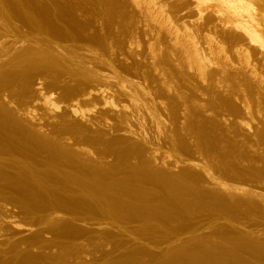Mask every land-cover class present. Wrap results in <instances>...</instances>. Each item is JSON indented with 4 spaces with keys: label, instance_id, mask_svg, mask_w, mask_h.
<instances>
[{
    "label": "bare ground",
    "instance_id": "bare-ground-1",
    "mask_svg": "<svg viewBox=\"0 0 264 264\" xmlns=\"http://www.w3.org/2000/svg\"><path fill=\"white\" fill-rule=\"evenodd\" d=\"M72 1H74V0H72ZM72 1H71V3H72ZM122 1L121 0H83V1L80 0L79 3H77V4L75 3L74 5H71V4H67V0H0V180L4 182V184H3V182L0 181L2 183L0 185V196H2L4 198L6 197L12 203H15L17 208L19 207L25 213V215L28 216V221H27V218L25 219L26 223L27 222L28 223L27 224L24 223V226H17L14 224V221H12L13 222L12 223L9 220V224L11 223V225L15 228V230L17 229V232H19L20 234L23 233L24 235L29 234L28 237H26L25 239L23 238L24 240L22 239L19 241V245L23 246L25 244L24 246H25V248H27L24 251L22 249L17 251V252H19L18 253L19 254V261L20 260H21V262L27 261L28 263L30 262L31 264L33 261H36L37 263L40 262L43 264L47 263V262L52 263V262H54V261H52V259H50V258H52V256L45 255V254L34 255V253L28 254V252H29L28 249H31V251H32V249L33 250L38 249L37 251H35L36 253H38L39 250L40 251L43 250V253H44V249H49V248L54 246L55 249L57 247L58 248L57 250H59V255H57L58 256L57 260L59 262L56 260V257H55L53 260H55L56 262H54L53 264H56V263H58V264H76L77 261L76 262L73 261L71 263L69 262L71 260L65 261L64 256L69 249L74 250V251L70 250L71 252H73V254H74V252L80 253V250L83 248V246H84V250H85L86 244L89 245L88 243H91L90 245L94 246L95 244L99 243L100 239H102V240L104 239V241L106 240L114 249V250L112 249L114 254H112L109 257L110 259H107L108 257L106 255L107 260H105V261H108V260L109 261L105 264H263L264 263L263 262L264 261V240L257 238L259 234H264V233H258V230H260V228L262 226L259 229H256L257 232L254 231L255 233H258V235L256 234V236H257L256 237V236H254L255 234L254 235L250 234L249 233L250 230H248L246 228H245V230H247L248 233L244 232L245 230L241 231V228H239L240 230H238L237 228H235V229L233 227L231 228L227 224H224V225L220 224L221 222L219 220L220 223L219 222L218 223L220 225L218 224L216 226H212V229H213V227H217V228H215L216 231L214 230L215 232L213 230H210V232L204 233V231L199 232L197 230L196 224H198V222L196 221L197 223H195L191 217V214L193 212H195V211L200 212L202 210L204 212H208V213H222L223 215H226V216H233V215L235 216V215L239 214V211H238L239 209H237L238 207L236 208V203H233V204L231 203L232 205H229V203H228V205H227V203L224 204L222 202L221 198H219V197H221V195L219 197H217L219 195V194H217V192H216L217 196L215 193H214L215 195H213V194L211 195L209 193H203V191L199 192V188L202 186L199 187V185L201 183L198 184V180H197V177L195 175L185 176L184 174H182L181 176L185 177V178L183 177L184 180H177L178 178L177 179L172 178L173 177L172 172H174V170L171 172V174L169 172V174L172 175V177L164 175L165 173H164L163 169L157 170L156 169L157 167H154L151 165L152 161H154V163H155V160L157 157L154 156L155 160H152V161L150 160L151 162L147 161L149 159L146 160V158H142V157H144V155L142 156V151L145 149H143L142 151H141L142 147L141 148L138 147L139 149H137V145L133 144V142H132L134 140L131 138L132 135H129L130 136L129 140H132V141H129L126 137H125L126 139H118L117 140V138L115 137L117 135L111 134L110 133L111 131L108 132L105 129H103V130H105V132H108L109 137H110V135H109V133H110L111 137H112V135H114V138H115L112 140V138L110 137L111 139H108L109 141H105V139L102 136L104 135V137H105L106 133L103 135L100 134L98 131L99 129L98 130L96 129L98 126L96 128L94 127L95 130H93V127H92V130L89 129V127H90L89 122L91 125V123H92L91 121H93L94 117H96L95 115L93 118H91V119H93L91 121L89 120L90 119L89 116H88V118H86V119H88L87 120L88 126L86 123H82L83 119L86 120L85 119L86 113H88V111H93V109L90 110L91 108H88L89 106H87V104H88L87 102H90V100H93V99L94 100L91 102L92 103L95 102V103L92 105V107L99 109V111L97 109H95L94 113L97 111V113L101 112L102 113V114L100 113L101 115H105V112H107L108 114H110V113L114 114V113L120 112L122 114L123 119H121L120 117L119 118L121 119V121L122 120L124 121V122H122V123H124L122 125H125L124 118L126 116L128 117V115H129V113L127 114V112L129 111L127 109L128 108L130 109V107H128V105H120L121 103L119 104V102H122L120 100L118 103L114 104L112 101H110L108 99V96L106 98V95L105 94L103 95L102 92H104V89L101 87V86L105 87L103 84L100 85V87H99L100 83H98V85L93 84L96 87H93L90 89L87 88L88 90L87 89L84 90L85 88L84 89L79 88L83 85L85 86V84H87V83L90 84V83H94L97 81L98 82L104 81V82H109V83L111 82V81H109V80H111L110 76H109L111 74V71H110L111 70V67H110L111 63L108 62V59H107L108 63L107 62L106 63L110 67L109 68L110 69L109 75H108L107 70H104V69H106L105 67H108V66H105L106 64L104 65V68H102V69L104 71H106L107 74L102 73L103 70H101V69L97 70V71H102V72H97L96 70L94 71L89 66H87L88 64H86L82 60V58H84V57H82V55L84 53V54H87V56H88V54L90 53L91 50L95 51V49L98 47V43H99L98 40H100L98 38L101 37L100 32L103 29L102 27H103V21H104L105 16H107V15L109 16V14H110V16H112V17H109L110 21H111V18H114V21L113 22L111 21L112 22L111 25L109 24L111 26V29H108V30L111 33H114V30H116V28H114V30L112 32L113 26L118 27L117 25H119L121 27V25L123 26L125 24L124 22L121 23L120 18H119L123 14V11H122L123 8H122V3H121ZM153 1L154 0H129V3H130V6L132 8H134V10L136 9L138 11V13L143 14V16L146 17V20L147 19L151 20L150 22H152V20L155 21V26L157 28V32L158 31L166 32V34L169 37L168 40L170 43V45H169V43L167 44L168 41H166V45L169 46L170 48L172 46L173 50L177 49L178 54L179 53L181 54L180 60L182 59V61H184L185 63L190 65V67L195 68V70L192 68H188L189 66H187L186 64L181 62L182 64H184V66L185 65L187 66V70L185 69L186 71H192L193 70L194 72H191V73L197 72L196 78L198 75H199L198 76V78H199V77H201V76L203 77V75H205V73L207 71V67L210 68V67L214 66L219 74L216 71H211V70L210 71L215 73V74L217 73L219 75V77L222 78V80L220 79L221 81L220 80L219 81L220 82L224 81L225 83H228L227 85L229 86V84H230L229 82H231L232 81L231 79H233L230 74H227V70H228L229 66L226 67V65H224V63H223V65L219 64L218 61H220L221 59L218 60V58H216V57L211 58V56H209V60L211 58V60H213L212 61L213 64H207L206 62L208 61V55L205 58V57H201L200 54H198L199 51L197 52V50H198L197 47L195 48L193 46L194 45L193 43H195V42L193 41V38H190V35L186 34V36H187V37L185 36L186 39H183L184 36L181 39H179L180 36L178 38L177 32H179L180 29L181 30L186 29V27H188V26L185 27L184 24L182 23L183 24V25L181 24L182 27H181V25L178 27L177 26L178 23L177 24L174 23L175 21L173 22V19L171 20V18L169 19V17H165L164 20H163V18H161V20L156 19V17H158V16L163 17L162 15L164 12V8H163L164 5L161 2H157V4L159 3L161 5V6L159 5V7L161 9H163V12H162V10L158 9L159 7L158 8L153 7L156 5V3L154 4ZM187 1L189 2L187 4V6L190 9H192L193 12L198 11L200 14L201 12L206 13L208 11H211L212 13L211 12H209V13L214 14L213 16H215L216 19L218 21H220L219 22L221 24L220 27H222L221 29L225 30L226 36L235 38V41H238L237 39H239V41H241L239 43H235V45L230 43V45L231 44L233 45V46H231V48H232L231 51L235 52L233 54H235L234 56L236 57V61L232 59L233 62L235 61L237 63H242V64L247 62L246 64L248 65L250 62L249 61L250 59H248L250 52H253V54H255V57H260V58L262 57V59L264 58V0H186L185 4L187 3ZM142 3L145 5V7H144V5L142 6V7H144V9L141 8ZM130 6H128V7H130ZM256 6H257V8H256ZM124 8H125V6H124ZM205 10H207V11H205ZM132 11H133V9H132ZM203 11H205V12H203ZM126 12H127V10H126ZM161 12H162V15H161ZM195 14H197V13H195ZM199 14L197 15L198 17H199ZM131 15H133V13ZM138 15H140V14H138ZM138 15L136 17H138ZM123 16H124V19H126V24L130 23V18H129L130 14H129V16H127V14H126V16H127L126 18H125L124 14H123ZM200 16H201V14H200ZM109 18H108V20H109ZM195 18H197V17H195ZM211 18H213V17H211ZM122 19H123V17H122ZM124 19L122 21H124ZM139 19L140 18H138V20ZM142 20H143V17H142ZM146 20L144 19L143 21L146 22ZM110 21L104 22V24L110 23ZM133 21H134V18H133ZM135 21H136V19H135ZM135 21H134V24H135ZM166 22H168V24ZM171 22H172V24H171ZM136 23L137 24H135V25L139 24L138 21H136ZM153 23L154 22H152V24ZM219 23L217 24V26L219 25ZM144 24H146V23H144ZM175 24H176V26H175ZM207 24H206V26H207ZM147 25H148V23H147ZM150 26H151V23H150ZM155 26L153 27V29L155 28ZM131 28H132L131 30L137 29V27L135 29V28H133V26ZM125 29H129V28L127 27ZM125 29H124V31H125ZM153 29L151 31H153ZM108 30H107V32H108ZM120 30H118V31H120ZM139 30L142 31V28L140 29V27H139ZM145 30H146V28H145ZM186 30H188V28ZM220 30L218 29L219 32H220ZM118 31L116 30L117 33H118ZM190 31H189V33H191ZM105 32H106V30H105ZM126 32H127V30H126ZM155 32H156V30H155ZM117 33H116V36H117ZM135 33H137V32H135ZM142 33H143V31H142ZM148 33H149V35H152V34H150L152 32L148 31ZM160 33L161 32H159V34ZM223 33H224V31H223ZM98 34H99V36H98ZM123 34H124V32H122V35ZM138 34H139V32H138ZM108 35H110V37H111L110 33ZM122 35H121V37H122ZM129 35H130V33L128 32L127 36H129ZM146 35H148V34H146ZM157 35H156V37H158ZM182 35H183V33H182ZM208 35H210V34H208ZM130 36L133 37L134 34L130 35ZM163 36H165V33L163 34ZM219 36H220V34H219ZM113 37H114V35H113ZM117 37L119 39V36H117ZM135 37H136V35H135ZM154 37H155V35H154ZM207 37H205L206 41H207ZM102 38H103V36H102ZM125 38L126 37H124V40L127 41ZM216 38H219V37H216ZM109 39H112V38H109ZM109 39H107V40H109ZM153 39L154 38H152V40ZM190 39L193 41V43H192L193 45L186 43L187 40L189 41ZM120 40H123V38L119 39V41ZM105 41H106V39H105ZM115 41L117 42V40H115ZM132 41H133V39H132ZM215 41L216 40H214L213 42H215ZM228 41H227V43H228ZM223 42H225V41L223 40ZM231 42H233V41H231ZM102 43H103V41H102ZM119 43H121V42H119ZM216 43H217V41H216ZM222 43L220 42L217 44H221L224 47L225 43L224 44H222ZM126 44H127V42H126ZM128 44H129V42H128ZM108 45H110L109 42H108ZM115 45H116V43H115ZM117 45H118V42H117ZM130 45H132V44H130ZM228 45H229V43H228ZM99 46H100V44H99ZM103 46H105L107 48L106 45L103 44ZM217 46H219V45H217ZM217 46H215L213 48L218 50L219 47H217ZM226 46H227V44H226ZM108 47L110 49V46H108ZM164 47H165V45H164ZM211 47H210V50L212 49ZM120 48H122V47H120ZM127 48H131V46L129 47V45H128ZM159 48L156 49L157 51L155 50L157 53H158V51H160ZM113 49H114L113 52L115 55L116 54L115 53L116 46L114 48V45H113ZM113 49H111V51ZM225 49L226 48H224L222 50H225ZM98 50H99V47H98ZM101 50H102V47H101ZM207 50L209 52V48ZM86 51H89V53L88 52L86 53ZM107 51H108V49H107ZM107 51L105 52V50L103 49L102 52L107 53ZM216 51H215V54L216 53L219 54V52H221V51H219V52H216ZM96 52H97V49H96ZM113 52L111 54H113ZM165 52H167V51L165 50ZM159 53H161V52H159ZM98 54L99 53H97V57H98ZM104 54L102 53V56ZM121 54H120V56H121ZM156 55H159V54H156ZM226 55L228 56V53H226ZM107 56H109V55L107 54ZM163 56H164L163 63L165 62V59L170 60L169 58L171 56L168 58H165V55H163ZM110 57H112V56H110ZM223 57H225V56H222V58ZM91 58H92V56H91ZM119 58H121V57H119ZM154 58H156V57H154ZM154 58H152V59L154 60ZM157 58H159V57H157ZM157 58H156V60H157ZM249 58H250V56H249ZM86 59H89V58H86ZM206 59H207V61L205 62ZM253 59H254V57H253ZM93 60H95V58ZM104 60H106L105 57H104ZM156 60H155V62H156ZM178 60H179V58L177 59V62H178ZM109 61H110V59H109ZM115 61H114V63H115ZM243 61H245V62H243ZM100 62H101V60H100ZM100 62L98 61V63H100ZM111 62H112V60H111ZM120 62H122V61H120ZM168 62H171V61H168ZM252 62H250V63H252ZM125 63L126 62L124 61V65L127 64V63L126 64ZM133 63H134V61H133ZM136 64H134V65L136 66ZM147 64H148V62H147ZM152 64H153V62H152ZM170 64H172V63H170ZM116 65H117V63H116ZM191 65H193V66H191ZM238 65H240V64H238ZM98 66H100V65H98ZM111 66H113V65H111ZM135 66H134V70H135V68L138 69V67H135ZM161 66H165V65H161ZM167 66H168V64L166 65V67ZM178 66H180V65H178ZM91 67H92V65H91ZM120 67H118V69ZM130 67H131V65H130ZM153 67H155V66H153ZM153 67H151V69ZM158 67L160 68L159 64H158ZM166 67L164 69H166ZM240 67H241V65H240ZM252 67L254 68V66H252ZM127 68L125 71H127ZM156 68H157V66H156ZM159 68H158V70L161 69V68L160 69ZM168 68H169V66H168ZM173 68H177V67H173ZM115 69H117V67ZM130 69L132 71V68H130ZM189 69H192V70H189ZM247 69H249V68H247ZM155 70L153 69V73H157V71H155ZM172 70H174V69H172ZM181 70H182V68H181ZM170 71L168 70L169 73H170ZM182 71H180V72H182ZM243 71H245V70H243ZM134 72L136 73V71H134ZM147 72H149V70H147ZM150 72H151V70H150ZM163 72H162V74H165V75L168 74L169 75V73L166 74ZM173 72H175V71H173ZM124 73H123V75H125ZM131 73L133 74V72H131ZM176 73H178V72H176ZM176 73H174V74H176ZM229 73H230V71H229ZM236 73L237 72H235V74ZM114 74L116 76L117 73L115 72ZM129 74H127V75H129ZM136 74H135V76H136ZM139 74H141V73H139ZM157 74H160V73L158 72ZM157 74H155V76ZM186 74H187V72H186ZM242 74L245 75L244 72ZM261 74L262 73H260V76H261ZM141 75H143V73ZM165 75H164V78H165ZM180 75H182V73L179 74V76ZM210 75H211V73H209V76L207 75V78L210 77ZM236 75L238 76V74H236ZM239 75H240V72H239ZM247 75L254 76L255 74H251V72L248 71ZM143 76L139 77V78H141L140 82L136 79L138 77H135L134 80H137L140 84H142V81L144 80V79L142 80ZM146 76H145V78L148 77V76L147 77ZM157 76H159V75H157ZM183 76H184V74H183ZM237 76H233V77L237 78ZM125 77L128 78V76H125ZM125 77L122 76L123 79ZM133 77H134V75H133ZM174 77H175V75H174ZM181 77L182 76H180V78ZM204 77H206V76H204ZM213 77H214V75H213ZM240 77H238V78H240ZM243 77L245 79V76H243ZM257 77H259V76H257ZM257 77H256V79H259ZM115 78L118 79V77L117 76L114 77L115 86L117 87L116 93L119 92V94L124 95L125 97L128 96L126 98L130 99L129 103L131 102L130 104H133V106L135 107L137 105V103H134L136 98L134 99L133 96H136L138 98V96H137V95H139V94H137L139 92L138 90L143 88V91H142V95H143L144 90H146V92H147V88L145 89L144 86L139 88L138 86L140 84L138 85V82H136L138 85L137 86V85H135V83L132 82L133 79L132 80L130 79L131 81H129V80H128L129 82L126 81L127 82L126 85L130 84L129 85L130 87L128 86V88L129 89L131 88L130 90H132V92L129 93L128 91H130V90L129 89L127 90L126 89L127 87L124 88L123 85L118 84V80H120V79L115 81ZM129 78H131V76ZM151 78H149V79H151ZM156 78L161 79L163 77H161V78L156 77ZM198 78H197V80H198ZM246 78H248V77H246ZM153 79L155 80L154 74H153ZM153 79H152V81H153ZM167 79H168V83H171L170 81L173 80V79L170 80L169 77ZM174 79L176 80L177 78L175 77ZM187 79L189 80V78H187ZM201 79L203 81V78H201ZM201 79H199V80L201 81ZM211 79H209V80H211ZM41 80H43V81L45 80V81H47V84H49L51 86L55 85V86H57V89L58 88L61 89V93L58 92L60 94V96H62V102H63V103L60 102V106L62 105L61 106L62 108L60 109L61 111L59 110L60 113L57 112L58 114L49 116L48 113L46 112L47 110L50 111L49 108H51V106H53L55 104L51 99L52 92H50L51 93L50 94V93H47L48 92L47 91L46 94L45 93L43 94V91L41 93V90H39L40 87L42 86ZM122 80H120V83ZM145 80H147V79H145ZM207 80H206V82H208ZM215 80H216V77H215ZM215 80H213V81H215ZM144 81H143V83H144ZM181 81H183V80H181ZM71 82H73V83L75 82L76 84L74 85ZM172 82H175V81L173 80ZM180 82H179V84H180ZM123 83L125 84L124 80H123ZM162 83H163V81L160 82V87H161ZM166 83H167V81L165 82V84ZM175 83H178V82H175ZM183 83H185V82H183ZM213 83L215 84V83H217V81H215ZM225 83L223 84L224 86H226ZM244 83H245V81H244ZM247 83H249V80ZM200 84H201V82H200ZM220 84L222 85V83H220ZM239 84H240V81H239ZM49 85H48V88H49ZM105 85H106L107 89L110 87H113L112 83H111L110 87H109V84H105ZM163 85H164V83H163ZM172 85L173 84L171 83V87H172ZM215 85H217V84H215ZM237 85H236V87H237ZM149 86H151V85H149ZM149 86H147V87H149ZM165 86L167 87V85H165ZM224 86H223V88L225 89L226 87H224ZM230 86H232V85L230 84ZM230 86H229V88H230ZM248 86L251 87L252 85H248ZM169 87H170V85H169ZM171 87H170V89H171ZM181 87H180V89H182ZM202 87H201V89H202ZM204 87L206 88L205 85H204ZM204 87H203V89H204ZM218 87L222 88L221 86H218ZM236 87L234 85L235 89H236ZM53 88H55V87H53ZM53 88L51 91H55V89H53ZM113 88H115V87H113ZM153 88H155V87H153ZM163 88H164V86H163ZM187 88H186V90H187ZM215 88H216V86H215ZM215 88L213 87L214 90L217 89V88L216 89ZM223 88H222V90H223ZM59 89L57 91H60ZM150 89L151 88H149V90ZM180 89H178V90L180 91ZM209 89H208V91H210ZM231 89H233V88H231ZM235 89H233V92H231L232 94H234L236 92ZM108 90H106L105 93H109ZM111 90L115 91L112 88H111ZM151 90H153V89H151ZM178 90L173 91V89H172V92H176ZM205 90H207V89H205ZM225 90H227V89H225ZM230 90H229V92H230ZM241 90L243 91L242 88L240 89V91ZM211 91H210V93H211ZM238 91H239V89H238ZM133 92L136 93L137 95H135V94L133 95ZM162 92H164V90H162ZM162 92L161 93L158 92V96H159V94H162V96L165 95V93L163 94ZM166 92L170 93V91H168V90ZM182 92H184V91L182 90ZM225 92L226 91H224V93ZM247 92H248V90H247ZM251 92L252 91L250 90V94H251ZM101 93H102V95H101ZM155 93H157V92H155ZM178 93L179 92L176 93V96ZM210 93H208V94L210 95ZM217 93L218 92H216V95H217ZM227 93H228V91H227ZM231 93H229V94H231ZM236 93L238 94V92H236ZM253 93H255V92H253ZM111 94H112V92H111ZM147 94H149V92ZM151 94H152V91H151ZM201 94L202 95H199V96L205 95V93H203V92ZM211 94H213V93H211ZM229 94H227V95H229ZM237 94H235V95H237ZM240 94L242 96V93H240ZM32 95H34V96L36 95V96L34 97ZM154 95H156V94H154ZM170 95H171V93L169 94V96ZM209 95H206V97ZM216 95H215V98H216ZM248 95H249V93H248ZM55 96H58V95H55ZM101 96L105 97L106 99L105 98L103 99ZM149 96H150V98L152 97L151 95H149ZM184 96H186V95H184ZM223 96H224V94H223ZM112 97L113 96H111V98ZM145 97L147 98V96H145ZM159 97L161 98V96H159ZM210 97H211V95H210ZM218 97H220V96H218ZM226 97H228V96H226ZM234 97H236V96H234ZM257 97L256 98L254 97V99H257ZM262 97L260 95V98H262ZM155 98L159 99L156 96H155ZM212 98H214L213 95H212ZM212 98H211V100H212ZM244 98H245V96H244ZM244 98H243V101L245 100ZM152 99L154 100V98H152ZM163 99H165V97ZM235 99H237V97ZM123 100H125V99H123ZM128 100H127V103H125V104H129ZM139 100H140V97H139ZM166 100H168V98H166ZM175 100L174 101L177 102V97H175ZM230 100H231V98H230ZM181 101H182V99H181ZM183 101H185V100H183ZM190 101H188V102H190ZM247 101H250V100H247ZM124 102H126V100ZM151 102H154V101L151 100L150 103L149 102L148 103L151 104ZM156 102H158V100ZM197 102L198 101H196V103ZM201 102H203V100H201L200 103ZM238 102L241 103L242 101L240 100ZM193 103H194V101L192 102V104ZM215 103H216V101H215ZM225 103H226V100H225L224 104ZM255 103H256V105H259L258 100H256ZM85 104H86L87 108L85 107ZM153 104H155V103H152L151 105H153ZM162 104H164V103L162 102ZM172 104L173 103H171V105ZM182 104L186 105V103H182ZM192 104H190V105H192ZM144 105H143V107H145ZM180 105H179V108H181ZM206 105H204V106L206 107ZM216 105H217V103H216ZM230 105H232V104L230 103ZM238 105H239V103H238ZM246 105L243 106L241 104L242 110L245 111L246 113H248L249 111L247 112L246 108H249V107H247ZM260 105H261V102H260ZM13 106H15V108L17 107V109H13L12 108ZM34 106L40 107L39 108V109H41L40 111L43 110L44 113L41 112L42 114L40 113L39 116H36L35 115L36 113H34V109H33V108H35ZM133 106H132V108H133ZM138 106L142 108V105L138 104ZM235 106L233 108H235ZM146 107H148V106H146ZM154 107H155V105H154ZM161 107H162V105H161ZM164 107H166V106H164ZM177 107H176V111L178 112V111H180V109ZM194 107L197 108L199 106L196 105ZM201 107H203V106H201ZM213 107H210V108H212L211 111L213 110ZM230 107L231 106H229V110H230ZM254 107H255V105H254ZM258 107L260 108V106H258ZM156 108H158L157 105H156ZM173 108H175V107L173 106ZM190 108H192V107H189V109ZM233 108L231 107V109L234 111ZM239 108H240V106H239ZM163 109H165V108H163ZM166 109L168 110V108H166ZM169 109H170L172 118L177 116L176 111L174 109H172V107H170ZM177 109H179V110H177ZM183 109L185 110V108H183ZM183 109H181V111ZM189 109H187V110H189ZM215 109L216 108H214V110ZM217 109H220V107L218 106ZM133 110H134V108H133ZM149 110L154 111L152 108H150ZM187 110H185V111H187ZM201 110H200V112H201ZM248 110H250V109H248ZM262 110L264 111V109H262ZM262 110H260V111H262ZM35 111H37V110H35ZM103 111H105L104 114H103ZM136 112H137V115H136V118H137V116L139 115L138 113H140V112L135 111V113ZM142 112L139 116L140 118L142 116ZM145 112L146 111H144V114H145ZM160 112H162V110ZM197 112H199V111H197ZM258 112H257V114H258ZM154 113L155 112H153V114ZM166 113L168 114V111ZM185 113L187 114V112H185ZM189 113L190 112H188V114ZM191 113H193V112H191ZM261 113H264V112H261ZM89 114H91V112ZM100 114L98 113V115H100ZM132 114L133 113H131L130 115L132 116ZM144 114H143V116L148 115V113H147V115H144ZM158 114L159 113H157V115H155V116L159 117ZM117 115H119V114H117ZM152 115H150V117L149 116H147V117L151 118ZM162 115L163 114L161 113L160 116H162ZM168 115H170V114H168ZM182 115H183V113H182ZM184 115H183V119H185ZM237 115H235V116H237ZM244 115H246V114H244ZM259 115L260 114H258V116ZM261 115H260V117H261ZM92 116L90 115V117H92ZM105 116H107V115H105ZM105 116H104V118H105ZM115 116H116V114L114 115V117ZM163 116H166V115L164 114ZM221 116L223 117L222 113H221ZM224 116H226V115H224ZM263 116H262V118H264ZM44 117H46V118H44ZM109 117H110V115H109ZM109 117H108V119H109ZM127 117H126V119L129 121L128 118L130 116L128 118ZM188 117H190V115H188ZM192 117H190V118H192ZM260 117H259V119H260ZM104 118L100 117L99 119H104ZM115 118L118 119V116H116ZM132 118L133 117H131V119ZM146 118L144 117V119H146ZM240 118H241V116H240ZM244 118H246V117L244 116ZM256 118H258V117L256 116ZM43 119L45 120V123L42 122ZM99 119H98V121H100ZM108 119H106V120H108ZM167 119L169 120V118H167ZM181 119H182V117H181ZM95 120H96V118H95ZM135 120L134 121L132 120V121L135 122ZM138 120L139 119L137 118V121H136L137 123H135L136 126H139V125H137L138 123L142 124L141 121L143 119L140 120V122H138ZM186 120H187V118H186ZM224 120L226 121L227 119L224 118ZM108 121H105V119H104V122L107 123ZM121 121L119 122L120 126H122L120 124ZM164 121H167V120H164ZM177 121H178V118H177ZM245 121L246 120L244 119V122ZM154 122H157V121H154ZM173 122H175V120ZM182 122H183V120H182ZM184 122H185V120H184ZM197 122H198V120H197ZM234 122H235V124L240 125V126H244V124H245L243 122V120H241V119H239V120L235 119ZM262 122H264L263 119H262ZM93 123H92V125H93ZM111 123L109 122L108 124L111 125ZM114 123L116 124L117 121L116 122L114 121ZM164 123H166V122H164ZM167 123H168V121H167ZM99 124H100V122H99ZM129 124H130V122H129ZM131 124H133V123H131ZM150 124L151 123H149V125ZM256 124L254 123V125H256ZM117 125H118V123L116 124V126ZM119 125L117 127L118 129H114V132H117L119 130L118 131V133H119L121 131V127L119 129ZM153 125L155 126L156 124H152L151 126L153 127ZM157 125H158V123H157ZM159 125H163V124L159 123ZM159 125H158V127L160 128ZM237 125H236V127H237ZM259 125H261V124H259ZM100 126H101V124H100ZM140 126L138 128L143 129V127H140ZM169 126H170V124H169ZM175 126H177L176 123H175ZM197 126H199V125H197ZM246 126H247V124H246ZM148 127L149 126H147V128ZM156 127L157 126H155V128ZM248 127L250 128V126H248ZM102 128H103V126H102ZM102 128H100V130ZM110 128H111V126H110ZM131 128L133 129V127H131ZM145 128H146V126H145ZM159 128H158V130H159ZM238 128H239V126H238ZM247 128H245V129H247ZM249 128H248V130H249ZM259 128H261V126ZM263 128H264V126H263ZM132 129L130 130V127H129L128 131H129V134H130V132H132L134 135V132L136 130L133 131L135 128L133 130ZM241 129H242V127H241ZM109 130H111V129H109ZM125 130L122 131L123 134H125ZM187 130H189V129H187ZM193 130L196 131L197 129H193ZM198 130L200 131V129H198ZM155 131H157V130H155ZM160 131H162V130H160ZM165 131H166V129H165ZM173 131H176V130H173ZM242 131H244V130H242ZM140 132L143 133L144 131L141 130ZM248 132L249 131H246V134ZM136 133H138V131ZM157 133H159V131ZM169 133H170V131H169ZM169 133H168V135H169ZM259 133L261 134L260 131H259ZM162 134H163V132H162ZM256 134H257V132H256ZM139 135H142V134H139ZM143 135H144V133H143ZM134 136L136 137V135H134ZM134 136H132V137L134 138ZM176 136L174 137L175 139H177ZM199 136H200V134H199ZM118 137H120V134H118ZM138 137L141 138V136H138ZM154 137H155V135H154ZM181 137H183V135H181ZM254 137H256V135H254ZM169 138L171 139V136ZM241 138H242V136H241ZM103 139H104V141H102ZM145 139H146V136H145ZM145 139L143 138V141ZM199 139H200V137H199ZM203 139H204V137H203ZM139 140H141V139H139ZM166 140H168V139H166ZM262 140H263V138H262ZM169 141H171V140H169ZM199 141H202V140L200 139ZM144 142H142V144ZM149 142H147V143H149ZM174 142L175 141L173 140V143ZM222 142H223V140H222ZM218 143H221V141H219ZM178 144H179V142H178ZM180 144H181V142H180ZM83 145L89 146V147L91 146L92 150H94L95 149L94 147H96L98 149V153L99 152L100 153L105 152V154H103L105 156H103V157L107 156L106 151L114 152L115 155L112 154V156H115V160H114V158H111V160L112 159L114 160V163L110 164L109 162L107 163V162H104L101 160L98 161L97 163H94L95 161L90 162V160H92L93 157L89 161L83 160L85 158L84 156H87L86 152H85V148ZM148 145H149V147H151V144H148ZM202 145L204 146V143ZM212 145L216 146V144H212ZM218 146H220V144L219 145L217 144V147ZM222 146L225 147L226 145L225 146L222 145ZM222 146H220V147H222ZM89 147H86V148H89ZM143 147H145V144ZM182 147H183V145H181V148ZM217 147H215V148H217ZM199 148H202V147H199ZM146 149L149 150L148 148H146ZM158 149L156 150V148H155L156 151H158ZM177 149H179V148H177ZM212 149H209V151L207 150L208 153H207L206 157H207V161H209V162L204 163L203 162L204 160H203L202 161L203 164H202V163H200L201 161H199V160L198 161H191V159H192L191 158L190 161L186 160L188 162L184 163V164H187V165H185V166H187L186 168L187 169L194 168V171H195V169L198 170L200 172V175L204 176L208 180V182H209L208 186L209 187H212V186L217 187L218 189L217 188H215V189H217L218 191L219 190L223 191L225 193V196H226V194H228L230 197H232V196L240 194V197H241V195H247L250 197L252 195V193H250L249 189L245 188L244 185L233 182L234 179L232 177H231L232 182L230 184H226V182L222 181L221 178L222 177L227 178V176L223 175L222 177H220V175L217 172V174L219 175L218 177H220V178H215L217 176L212 177V176H209L207 174L209 171H211V170L207 169L209 167H212V168L217 167L219 169H222L225 174H228V175L230 174L228 172V167H226L223 164L217 165L218 163L215 162L214 157H213L214 154L216 153V151H215V153L214 152L212 153V151H214ZM178 151H180V150H178ZM218 151H220V150H218ZM184 152L187 153L186 150ZM145 153H147L146 150L143 152V154H145ZM224 153H225V151H224ZM224 153H222V154H224ZM226 153H228V152L226 151ZM230 153L231 152L229 151L228 154H230ZM130 154L134 155V157H135V155H137L136 156L137 161L135 160V162H133L132 161L133 156ZM150 154L151 153H149V155ZM228 154H227V156H229ZM233 154H231V155H233ZM79 155H82V157H84V158H81V156H79ZM99 155H102V154H99ZM128 155L130 157H132V160H131V158H130V160L128 159V157H129ZM149 155H147V156H149ZM240 155H242V154H240ZM110 156H111V154H110ZM218 156H221L220 153ZM103 157H101V159ZM151 157H153V156H151ZM188 157H189V155H188ZM252 157H253V155H252ZM88 158H90V157H88ZM147 158H150V156ZM221 158H222V156H221ZM224 158H226V157H224ZM224 158H223V160H224ZM239 159L240 158H238V160ZM243 159H241L242 162H243ZM238 160H235V161L239 162L240 160L239 161ZM246 160H247V158H246ZM105 161H108V160L106 159ZM225 161H226V159H225ZM205 162H206V159H205ZM154 163L152 162V164H154ZM180 163L181 162H179V164ZM175 164L177 165L178 163H175ZM234 164L232 163L231 166ZM235 166L237 169H239L238 164H235L234 166H232V168ZM159 168H161V167H159ZM182 170L184 171V169H182ZM182 170H181V172H183ZM159 171L160 172L163 171V174L158 173ZM168 171L169 170H167V172ZM231 171H233V169ZM262 171H264V170H262ZM237 172H239V171H237ZM242 172H240V173H242ZM175 173H177V172H175ZM252 173H253V171H252ZM236 174H238V173H235V175ZM235 175L233 177H235ZM262 175H264V174H262ZM178 176H179V174H178ZM245 177H243V179ZM257 180H258V178H257ZM204 183H205V181H204ZM204 183H202V185L206 184V183L205 184ZM232 183H235V184H232ZM215 189H214V191H215ZM250 189H252V188H250ZM205 190H206V188H205ZM252 192H254V191H252ZM247 196H244V198ZM224 198L225 197H223V199ZM228 198H226V200ZM261 199H262V195H261ZM236 200H238V199H236ZM229 201H231V200H229ZM249 201H245V203L243 202L242 203L243 206H246V203ZM251 201L253 202L252 198H251ZM238 203H240V202H238ZM259 207H258V209H259ZM261 207H263V206L261 205ZM255 209H256V206H255ZM258 209H257V211H258ZM244 210H246V209H244ZM253 211H255V210L253 209L252 212ZM246 212H248V211L246 210ZM252 212H249V213H251V215H254V214H252ZM262 212H264V209ZM19 213H22V212H19ZM261 214H263V213H261ZM193 215L195 216L196 214H193ZM240 215H241V213H240ZM218 216H220V215H218ZM249 216H250V214H249ZM249 216H246V218H248ZM259 216L260 215H258L257 217H259ZM261 216H264V215H261ZM195 217H197V216H195ZM251 217L256 219L255 216L254 217L251 216ZM224 218L225 217H223L222 220H224ZM194 219H197V218H194ZM209 219H211V218L209 217ZM238 219H239V216L237 218V221H238ZM22 220H24V219H22ZM229 220H230V218H229ZM249 220H252V219H249ZM213 221L215 222L214 219H213ZM76 222H78L79 224L83 223L84 225L83 224L79 225ZM242 222H244V221H242ZM202 223H204V222H202ZM238 225H236V226H238ZM8 226H10V225H8ZM247 226H248V224H247ZM250 227H252V226H250ZM250 227H248V228H250ZM263 227H264V225H263ZM263 227L261 229H263ZM0 231H1V229H0ZM251 231L253 233V229ZM261 231H259V232H261ZM182 234H186L185 235L186 237L179 238V237H181L180 235H182ZM46 235L47 236L49 235V237H47ZM127 238H130V240ZM261 238H262V236H261ZM2 241H0V242H2ZM21 241H23V242H21ZM100 242H101V240H100ZM104 243H106V242H104ZM3 244L0 243V245H2V246H3ZM162 244L164 246H167V247L166 248L164 247L161 250L157 249L158 251L153 250V249L160 247V245H162ZM12 245H13V243H12ZM49 245H53V246H49ZM99 245H101V244H99ZM21 246L19 248H21ZM92 246H91V248H92ZM106 246H107V244H106ZM12 247L15 248V247H17V245L12 246ZM95 247H96V245H95ZM96 248H98V247H96ZM99 248H101V246ZM0 249H1V246H0ZM12 249H11V251H12ZM52 249H54V248H52ZM92 249H90V250H92ZM3 250H5V249H3ZM16 250L17 249L15 248V251ZM87 250H88V248H87ZM107 250H108V248H107ZM11 251H9V252H11ZM17 252H16V254H17ZM50 252H52V251H50ZM101 252H103V251H101ZM69 254H71V253H69ZM75 255H73V256L75 257ZM77 255H79V254H77ZM82 255L85 256V252H84V254H80V257ZM100 255H103V254H100ZM109 255H110V252H109ZM39 256H41V257H39ZM66 257H67V254H66ZM68 257H69V255H68ZM71 257H72V255H71ZM78 257L75 259H78ZM8 258H6V259H8ZM92 258H94V257H92ZM4 259L0 258V264H1V260L3 262L5 261ZM67 259L68 258H66V260ZM70 259H72V258H70ZM102 259H104V258H102ZM102 259H100V260H102ZM82 260L89 261V260H87V258L86 259L84 258ZM97 260H98V258H97ZM80 262H81V259L78 263H80ZM90 262L92 263L91 260H90ZM95 262H97V261H95ZM12 263H10V264H12ZM7 264H9V263H7ZM13 264H17V262L13 263ZM19 264H21V263H19ZM25 264H27V263L25 262ZM80 264H82V263H80ZM100 264H102V263H100Z\"/></svg>",
    "mask_w": 264,
    "mask_h": 264
},
{
    "label": "rangeland",
    "instance_id": "rangeland-1",
    "mask_svg": "<svg viewBox=\"0 0 264 264\" xmlns=\"http://www.w3.org/2000/svg\"><path fill=\"white\" fill-rule=\"evenodd\" d=\"M72 1V0H71ZM71 1L70 0H67V4H71V5H74L75 3L77 4V3H79V1L80 0H74V1H72V3H71ZM83 1V0H82ZM122 1V0H121ZM154 2V4L156 3V5L155 6H153V7H155V8H158L159 7V3L157 4V2H161L163 5V8H164V12H163V9H161L160 7L158 8V9H160V10H162V12H163V15H162V12H161V15L163 16V17H156V19H160L161 20V18H163V20H164V18L165 17H169V19L171 18V20L173 19V22L174 23H178L177 24V26L179 27L182 23L184 24V26L186 27V26H188V27H186V29L188 28V30L191 32V33H189V31L188 30H186V29H180L179 30V32H177L178 33V38H179V36H180V38L179 39H181L183 36V39H186V34L187 35H190V38H193V41L195 42V43H193V41L190 39L189 41L187 40V42L186 43H189V44H191V45H193L195 48L197 47V52H198V54H200V56L201 57H207V55H208V61H207V59L205 60V62L207 63V64H213V60H211V58H213V57H216V58H218V60H220V61H218L219 62V64H222L223 65V63H224V65H226V67H228V70H227V74H230L231 75V77L233 78V79H231L232 81V83L231 82H229L232 86H230V84H229V86H230V88H229V86L227 85L228 83H225L224 81H222V82H220L221 80H222V78H220L219 77V73H218V71L215 69V67L214 66H212V67H207V71H206V73H205V75H203V77L201 76V77H199L198 78V76H197V78H198V80H197V78H196V73L197 72H195V73H191V72H194L192 69H194L195 70V68H192V67H190V65H188L187 63H185L184 61H182V59L180 60V53L178 54V50L177 49H174L173 50V47L171 46V48L169 47V46H167L166 45V41H168L167 42V44L169 43V37H168V35L166 34V32H164V31H158L157 32V28H156V26H155V21H153L152 20V22H154L153 24H152V22H150L151 20H146V17L145 16H143V14H141V13H138V11L135 9L134 10V8H132L131 6H130V3H129V0L127 1V0H123L121 3H122V8H123V14L125 15V18L127 17V16H129V14H130V16H129V18H130V23H128V24H126V19H124V16H123V14L119 17L120 18V22L122 23V22H124L125 24L122 26L121 25V27L119 26V25H117L118 27H116V26H113V28H112V32H113V30H114V28H116V30L118 31V30H120V31H118V33L116 32V30H114V33H111V32H109V30L108 29H111V23L114 21V18H111V21H110V18L109 17H112V16H110V14H109V16L107 15V16H105L104 17V21H103V29L101 30V32H100V34H101V37H99L98 39H100V40H98V47H99V50H98V47L96 48L97 49V52H96V49H95V51L94 50H91L90 51V53H89V51H86V53L88 52L89 54H88V56H87V54H84L83 53V55H82V57H84V58H82V60L86 63V64H88L87 66H89L92 70H103L102 68H104V65L105 66H108L107 65V63L109 62V63H111V65H113V66H111L110 64V67H111V70L109 69L110 67L108 66V67H105L106 69H104V70H107V72H108V75L110 74V71H111V74L109 75L110 76V79L111 80H109V81H111L110 83L109 82H104V81H97V82H94V83H90V84H85V86L83 85V86H81V87H79L80 89H84V90H86L87 88H93V87H96L95 85H93V84H97L98 85V83H100L99 84V87H100V85H104L105 87H103V86H101L103 89H104V92H102L103 93V95L105 94L106 95V98H107V96H108V99L110 100V101H112L114 104H116V103H118L119 102V100L120 101H122V102H119V104L120 105H128V107H130V109L128 108L127 110H129L131 113H133L132 114V116L130 115L131 113L128 111L127 112V114L129 113V115H128V119H129V121L126 119V117L124 118V120H125V125H122V124H124V123H122V122H124L123 120L121 121V119H123L122 118V114L119 112V113H110V114H108L107 112H105V111H103V114H104V112H105V115H107L108 117H109V115H110V117H109V119H108V117L107 116H105V115H101L102 113L101 112H98L100 115H98V113H97V111L94 113V111H95V109H97V108H93L92 107V105L95 103V102H91V101H93V100H90V102H87L86 104H87V106H89L88 108H91L90 110H92L93 109V111H88V113H86V115H85V119L86 118H88V116H89V120L91 121V120H93V119H91V118H93L94 117V115L96 116V117H94V120L93 121H91L92 123H93V125H92V123H91V125H90V122H89V129L90 130H92V127H93V130H95L94 129V127L96 128L97 126L99 127H97L96 129L99 131V133L100 134H105V137H104V135L102 136L104 139H105V141H109L108 139H111L112 138V140L113 139H115L114 138V135H117V136H115L116 138H117V140L118 139H128L129 140V135H132V136H134V135H136V137L134 136V138L131 136V138L132 139H134L133 141L132 140H129V141H132L133 142V144H136L137 145V149H139L138 147H142L141 148V151L143 150V149H145L146 151H147V153H145V154H143V152L145 151V150H143L142 151V156L144 155V157H142V158H146V160L147 159H149V160H147V161H149V162H151L152 160H155V157H157L156 158V160H155V163H154V161H152L154 164H152V162H151V165L152 166H154V167H157L156 169L157 170H162L163 169V171H164V175H167V176H169V177H172V175H170L171 174V172L174 170V172H172V174H173V177L172 178H174V179H177V180H184V176H181L182 174H184L185 176H189V175H195L196 177H197V180H198V184H200L199 185V187L200 186H202V187H198L199 188V192H202L203 191V193H209V194H213V195H215L216 194V192H217V194H219L218 196H217V194H216V196L217 197H219L220 195H221V197H219V198H221V200H222V202L224 203V204H226L227 203V205H228V203H229V205H232L233 203H236V208L237 209H239L238 211H239V214H237L238 216H239V219H238V221H237V218H238V216L237 215H233V216H226V215H223L222 213H208V212H204L203 210L202 211H200V212H193L192 214H191V217H192V219L194 220V222L195 223H197L198 222V224H196V226H197V230L199 231V232H203L204 231V233H206V232H210V230H215L216 231V229L215 228H217V227H213V229H212V226H216V225H218L220 222V224H227V225H229L231 228L233 227L234 229L235 228H237L238 230H240L239 228H241V231H244L245 230V228L246 229H248V230H250L249 231V233L250 234H252V235H254V236H256V234L258 235V233H264V227H263V225H264V216H261V215H264V212H262L263 211V209H264V175H262V174H264V171H262V170H264V128H263V126H264V122H262V119L264 120V118H262V116L264 115V113H261V112H264L262 109H264V58L262 59V57L260 58V57H255V54H253V52H250L249 53V56H250V58H249V56H248V59H250L249 61L250 62H252V63H250L249 62V64L247 65L246 63H237V62H235L236 61V57L234 56L235 54H233V53H235V52H232L231 50H232V48H231V46H233V45H235V43H239V42H241V41H239V39H237L238 41H235V38H233V37H228V36H226V33H225V30L224 29H221L222 27H220V21H218L217 19H216V17L215 16H213L214 14H211L212 12L211 11H208V12H206V13H200L201 14V16H200V14H199V12L197 11H195V12H193V10L192 9H190L188 6H187V4L189 3L188 1H187V3L185 4V2H186V0H154L153 1ZM144 4L142 3L141 4V8H143L144 9V7H145V5H144V7H142ZM124 6H125V8H124ZM128 6H130V7H128ZM161 6V5H160ZM187 6V7H186ZM127 8V9H126ZM154 8V9H155ZM189 8V9H188ZM256 8H257V6H256ZM127 10V12H126V10ZM132 9H133V11H132ZM135 11V12H134ZM205 11H207V10H205ZM205 11H203V12H205ZM209 12H211V13H209ZM133 13V15H131ZM195 13H197V14H195ZM126 14H127V16H126ZM138 14H140V15H138ZM159 14V13H158ZM165 14V15H164ZM199 14V17L197 16ZM138 15V17H136ZM122 17H123V19H124V21H122L123 19H122ZM142 17H143V20L145 19L146 20V22L145 21H143L142 20ZM195 17H197V18H195ZM211 17H213V18H211ZM108 18H109V20H108ZM133 18H134V21H135V19H136V21H138V25H135V24H137L136 23V21H135V24H134V21H133ZM138 18H140L139 20H138ZM107 19V20H106ZM122 19V20H121ZM201 19V20H200ZM204 19V20H203ZM212 19V20H211ZM199 20V21H198ZM210 20V21H209ZM217 20V21H216ZM108 21H110V23H105L104 24V22H108ZM197 21V22H196ZM212 21V22H211ZM169 22V21H168ZM168 22H166L167 24H168ZM144 23H146V24H144ZM147 23H148V25H147ZM150 23H151V26H150ZM173 23V24H174ZM201 23V24H200ZM205 23V24H204ZM208 23V24H207ZM215 23V24H214ZM219 23V25L217 26V24ZM110 24V25H109ZM141 24V25H140ZM171 24H172V22H171ZM176 24H175V26H176ZM182 24V25H183ZM206 24H207V26H206ZM130 25V26H129ZM155 26V28L153 29V27ZM182 25H181V27H182ZM203 25V26H202ZM133 26V28H135L136 29V27H137V29L136 30H131L132 27ZM153 26V27H152ZM205 26V27H204ZM216 26V27H215ZM129 28V29H125V28ZM139 27H140V29L142 28V31H143V33H142V31H140L139 30ZM144 27V28H143ZM151 29H150V28ZM208 27V28H207ZM105 28V29H104ZM145 28H146V30H145ZM207 30H206V29ZM214 30H213V29ZM124 29H125V31H124ZM153 29V31H151ZM218 29L220 30V32L218 31ZM105 30H106V32H105ZM107 30H108V32L111 34V37H110V35H108L109 33L107 32ZM126 30H127V32H126ZM129 30V31H128ZM149 32H152V33H150V34H152V35H149V33H148V31ZM155 30H156V32H155ZM217 30V31H216ZM224 31V33H223V31ZM104 31V32H103ZM132 31V32H131ZM137 32V33H135V32ZM186 31V32H185ZM211 31V32H210ZM120 32V33H119ZM122 32H124V34L122 35ZM128 32L130 33V35H133L134 34V36L132 37V36H127L128 35ZM138 32H139V34H138ZM159 32H161L160 34H159ZM210 32V33H209ZM219 32V33H218ZM105 33V34H104ZM116 33H117V36H119V39H121V38H123V40H120L119 41V39H118V37L116 36ZM145 33V34H144ZM165 33V36H163V34ZM181 33V34H180ZM182 33H183V35H182ZM223 35H222V34ZM138 34V35H137ZM142 34V35H141ZM146 34H148V35H146ZM158 34V35H157ZM185 34V35H184ZM208 34H210V35H208ZM212 34V35H211ZM219 34H220V36H219ZM105 35V36H104ZM109 37H108V36ZM113 35H114V37H113ZM121 35H122V37H121ZM126 35V36H125ZM135 35H136V37H135ZM154 35H155V37H154ZM156 35L158 36V37H156ZM167 35V36H166ZM195 35V36H194ZM202 35V36H201ZM208 37H207V36ZM98 36H99V34H98ZM102 36H103V38H102ZM186 36V37H185ZM116 37V38H115ZM124 37H126L125 39L127 40V41H125L124 40ZM204 37V38H203ZM205 37H207V41H206V39H205ZM216 37H219V38H216ZM109 38H112V39H109ZM152 38H154L153 40H152ZM195 38V39H194ZM202 38V39H201ZM213 38V39H212ZM225 38V39H224ZM228 38V39H227ZM102 39V40H101ZM105 39H106V41H105ZM107 39H109V40H107ZM132 39H133V41H132ZM135 39V40H134ZM157 39V40H156ZM164 41H163V40ZM204 39V40H203ZM231 39V40H230ZM115 40H117V42H118V45H117V42L115 41ZM150 40V41H149ZM156 40V41H155ZM214 40H216L217 41V43H222L223 42V40L225 41V42H223L222 44H224L225 43V45H224V47L221 45V44H217L216 43V41L215 42H213ZM222 40V41H221ZM230 42H229V41ZM102 41H103V43H102ZM113 41V42H112ZM123 41V42H122ZM192 41V42H191ZM204 41V42H203ZM227 41H228V43H229V45H228V43H227ZM231 41H233V42H231ZM108 42H109V44L110 45H108ZM119 42H121V43H119ZM126 42H127V44H128V42H129V47L131 46V48H127L128 47V45L126 44ZM132 42V43H131ZM206 42V43H205ZM208 42V43H207ZM210 42V43H209ZM114 43V44H113ZM115 43H116V45H115ZM123 43V44H122ZM125 43V44H124ZM193 43V44H192ZM204 43V44H203ZM230 43H232L231 45H230ZM99 44H100V46H99ZM103 44L104 45H106L107 46V48L105 47V46H103ZM122 44V45H121ZM130 44H132V45H130ZM159 44V45H158ZM208 44V45H207ZM212 44V45H211ZM214 44V45H213ZM226 44H227V46H226ZM241 44V43H240ZM113 45H114V48H115V46H116V49H115V55H114V49H113ZM158 45V46H157ZM164 45H165V47H164ZM169 45H170V43H169ZM210 45V46H209ZM217 45H219V46H217ZM108 46H110V49H109V47ZM126 46V47H125ZM161 46V47H160ZM212 46V47H211ZM215 46H217V47H219L218 48V50L217 49H214L213 47H215ZM101 47H102V50H101ZM104 47V48H103ZM112 47V48H111ZM120 47H122V48H120ZM125 47V48H124ZM157 47V48H156ZM160 47V48H159ZM210 47L212 48L211 50H210ZM133 48V49H132ZM160 49V51H158V53L156 52L157 50L156 49ZM162 48V49H161ZM209 48V52H208V49ZM224 48H226L225 50H222V49H224ZM103 49L105 50V52L107 51V49H108V51H107V53H105V52H102L103 51ZM111 49H113L112 51H111ZM120 49V50H119ZM122 49V50H121ZM125 49V50H124ZM127 49V50H126ZM129 49V50H128ZM131 49V50H130ZM220 49V50H219ZM156 50V51H155ZM163 50V51H162ZM165 50L167 51V52H165ZM171 50V51H170ZM217 50V51H216ZM230 50V51H229ZM100 51V52H99ZM111 51V52H110ZM174 51V52H173ZM177 51V52H176ZM207 51V52H206ZM215 51L216 52H219V51H221V52H219V54L218 53H216L215 54ZM110 52V53H109ZM113 52V54H111ZM120 52V53H119ZM127 52V53H126ZM159 52H161V53H159ZM173 52V53H172ZM211 52V53H210ZM93 53V54H92ZM97 53H99L98 54V57H97ZM102 53L104 54L103 56L105 57V59L106 60H104V57L102 56ZM122 53V54H121ZM152 53V54H151ZM164 53V54H163ZM167 53V54H166ZM171 53V54H170ZM205 53V54H204ZM210 53V54H209ZM226 53H228V56L226 55ZM107 54L109 55V56H107ZM120 54H121V56H120ZM136 54V55H135ZM138 54V55H137ZM156 54H159V55H155ZM213 54V55H212ZM225 54V55H224ZM232 54V55H231ZM85 55V56H84ZM94 55V56H93ZM101 55V56H100ZM118 57H117V56ZM130 57H129V56ZM163 55H165V58H168V57H170L169 59L170 60H166L165 59V62L163 63V61H164V56ZM178 55V56H177ZM91 56H92V58L94 59L95 58V60H93L92 58H91ZM96 56V57H95ZM110 56H112V57H110ZM154 58V57H159V58H157V60H156V58H154V60L151 58ZM162 56V57H161ZM209 56H211V58H210V60H209ZM221 56V57H220ZM222 56H225V57H223L222 58ZM110 57V58H109ZM119 57H121L126 63V65H124V61L121 59V58H119ZM253 57H254V59H253ZM86 58H89V59H86ZM103 58V59H102ZM113 58V59H112ZM125 58V59H124ZM142 58V59H141ZM148 60H147V59ZM152 60H151V59ZM179 58V60H178V62H177V59ZM227 58V59H226ZM235 58V59H234ZM259 58V59H258ZM107 59H108V62H107ZM109 59H110V61H109ZM141 59V60H140ZM146 59V60H145ZM159 59V60H158ZM235 60L234 62H233V60ZM100 60H101V62H100ZM111 60H112V62H111ZM115 61V63H114V61ZM118 60V61H117ZM145 62H144V61ZM155 60H156V62H155ZM173 60V61H172ZM226 60V61H225ZM98 61L100 62V63H98ZM120 61H122V62H120ZM133 61H134V63H133ZM141 61V62H140ZM143 61V62H142ZM148 62V64H147V62ZM161 61V62H160ZM168 61H171V62H168ZM176 61V62H175ZM180 61V62H179ZM231 61V62H230ZM107 62V63H106ZM120 62V63H119ZM152 62H153V64H152ZM174 62V63H173ZM184 63V64H186L187 66H189L188 68H192V69H189V70H192V71H186L187 70V66L185 67L184 66V64H182V63ZM211 62V63H210ZM222 62V63H221ZM227 62V63H226ZM243 62H245V61H243ZM103 63V64H102ZM114 63V64H113ZM116 63H117V65H116ZM122 63V64H121ZM137 63V64H136ZM145 63V64H144ZM157 63V64H156ZM161 63V64H160ZM168 64V66H169V68H168V66L166 67V65ZM170 63H172V64H170ZM226 63V64H225ZM237 63V64H236ZM134 64H136V66L134 65ZM152 64V65H151ZM158 64H159V66H160V68L158 67ZM176 64V65H175ZM238 64H240L241 65V67H240V65H238ZM245 64V65H244ZM91 65H92V67H91ZM98 65H100V66H98ZM121 67H120V66ZM130 65H131V67H130ZM135 67H138V69L137 68H135V70H134V66ZM145 65V66H144ZM148 65V66H147ZM161 65H165V66H161ZM178 65H180V66H178ZM129 68H127V67ZM153 67V66H155V67H153L152 69H151V67ZM156 66H157V68H156ZM171 66V67H170ZM182 66V67H181ZM191 66H193V65H191ZM234 66V67H233ZM249 66V67H248ZM252 66H254V68L252 67ZM94 67V68H93ZM117 67V69H115ZM118 67H120L119 69H118ZM146 67V68H145ZM166 67V69H164ZM173 67H177V68H173ZM185 67V68H184ZM240 67V68H239ZM246 67V68H245ZM108 68V69H107ZM126 68H127V71H125L126 70ZM130 68H132V71H131V69ZM158 68L160 69V70H158ZM168 68V69H167ZM181 68H182V70H181ZM234 68V69H233ZM237 68V69H236ZM243 68V69H242ZM247 68H249V69H247ZM122 71H121V70ZM153 69L155 70V71H157V73L159 72L160 74H157V73H153ZM172 69H174V70H172ZM186 69V70H185ZM240 69V70H239ZM242 69V70H241ZM256 69V70H255ZM263 71H262V70ZM103 70V72L102 71H97V72H102V73H105V74H107V72L106 71H104ZM110 70V71H109ZM113 70V71H112ZM119 70V71H118ZM124 70V71H123ZM144 70V71H143ZM146 70V71H145ZM147 70H149V72H147ZM150 70H151V72H150ZM168 70L170 71V73L168 72ZM177 70V71H176ZM216 71L217 73V75L215 74V73H213V72H211V71ZM243 70H245V71H243ZM259 70V71H258ZM134 71H136V73L134 72ZM154 71V72H155ZM161 71V72H160ZM164 71V72H163ZM167 71V72H166ZM173 71H175V72H173ZM180 71H182V72H180ZM229 71H230V73H229ZM240 72V75H239V72ZM248 71L249 72H251V74H255L254 76H249V75H247L248 74ZM117 73L116 74V76L118 77V79H120V80H122L123 78H122V76H128V78L131 76V78H127V77H125L123 80H124V82H125V84L123 83V80L121 81V83H120V80H118V79H116L115 78V81H117L118 80V84L119 85H123V87L125 88V87H127L126 89L128 90L129 88H128V86L130 85L129 83V85H126L127 84V82H129V81H131L132 79V82L133 83H135V85H137V83L136 82H140L141 81V78H139L140 76H143L142 77V80L144 79H147V80H143L144 81V83H143V81H142V84H140L139 82H138V87L140 88V87H143L144 86V88L146 89L147 88V92H146V90H144V92H143V95H142V91H143V88H141V89H139L138 91V93L137 94H139V95H137L136 93H134L133 92V95L135 94V95H137L138 96V98L136 97V96H133L134 97V99H135V102L134 103H137V105L134 107L133 106V104H130L129 103V101H130V99L128 100L126 97H128V96H124V95H121V94H119V92L118 93H116L117 92V87L115 86V82H114V77H116L115 76V74L114 73ZM121 74H120V73ZM125 72V73H124ZM127 72V73H126ZM130 74H129V73ZM131 72H133V74L131 73ZM162 72L163 73H169V75L167 74V75H165V74H162ZM176 72H178V73H176ZM184 72V73H183ZM186 72H187V74H186ZM189 72V73H188ZM232 72V73H231ZM235 72H237L236 74H238V76L235 74ZM244 72V74L245 75H243L242 73ZM246 72V73H245ZM253 72V73H252ZM123 73L125 74V75H123ZM136 74V76H135V74ZM139 73H143V75H141V74H139ZM149 73V74H148ZM173 75H172V74ZM174 73H176V74H174ZM182 73V75H180V76H182L181 78H180V76H179V74H181ZM209 73H211V75H210V77H208L207 78V75L209 76ZM260 73H262L261 74V76H260ZM127 74H129V75H127ZM139 74V75H138ZM153 74H154V78H155V80L153 79ZM155 74H157V75H159V76H155ZM171 74V75H170ZM178 74V75H177ZM183 74H184V76H183ZM195 74V75H194ZM234 74V75H233ZM242 74V75H241ZM121 75V76H120ZM133 75H134V77H133ZM138 75V76H137ZM149 77V78H151V79H149L147 76ZM152 75V76H151ZM162 75V76H161ZM164 75H165V78H164ZM174 75H175V77L177 78L176 80L174 79L175 77H174ZM213 75H214V77H213ZM113 76V77H112ZM145 76L147 77V78H145ZM204 76H206V77H204ZM212 76V77H211ZM233 76H237V78L236 77H233ZM241 76V77H240ZM243 76H245V79H244V77ZM257 76H259V77H257ZM133 77V78H132ZM135 77H138V78H136L137 80H134L135 79ZM156 77H163V78H161V79H159V78H156ZM169 77V79L171 80V79H173L175 82H178V83H175V82H172V81H170L173 85H172V87H171V83H168V78ZM174 77V78H173ZM215 77H216V80H215ZM238 77H240V78H238ZM246 77H248V78H246ZM256 77L257 78H259V79H256ZM179 78V79H178ZM186 78V79H185ZM187 78H189V80L187 79ZM201 78H203V81H202V79ZM213 80H215V81H217V83H215V84H217V85H215L213 82H215V81H213ZM254 78V79H253ZM131 79V80H130ZM140 79V80H139ZM149 79V80H148ZM152 79H153V81H152ZM159 81H158V80ZM164 79V80H163ZM194 79V80H193ZM199 79H201V81L199 80ZM208 79V80H207ZM209 79H211V80H209ZM221 79V80H220ZM236 79V80H235ZM129 80V81H128ZM181 80H183V81H181ZM193 80V81H192ZM205 80V81H204ZM206 80L208 81V82H206ZM220 80V81H219ZM234 80V81H233ZM248 80H249V83H247L248 82ZM42 82H41V84H42V86L40 87V89L39 90H41V93H42V91H43V94L45 93L46 94V92L47 93H50V92H52V94H51V99H52V101L54 102V104L55 105H53V106H51V108H49V110L50 111H46L47 113H48V115L49 116H51V115H56V114H58V113H60L59 112V110L62 108L61 106H60V102H62V96H60V94L59 93H61V89H59L60 91H57L58 89H57V86H55V85H49V84H47V81H43V80H41ZM113 81V82H112ZM127 81V82H126ZM135 81V82H134ZM153 83H152V82ZM163 81V83H164V85H163V83H162V85H161V87H160V82H162ZM167 81V83L165 84V82ZM181 81V82H180ZM239 81H240V84H239ZM244 81H245V83H244ZM46 84H45V83ZM104 82V83H103ZM146 82V83H145ZM179 82H180V84H179ZM183 82H185V83H183ZM190 84H188V83ZM192 82V83H191ZM195 82V83H194ZM200 82H201V84H200ZM205 84H204V83ZM210 82V83H209ZM222 83V85L220 84V83ZM225 83V85L226 86H224L223 84ZM236 82V83H235ZM71 83H73V82H71ZM111 83L113 84V87H115V88H113V87H110L111 86ZM194 83V84H193ZM203 83V84H202ZM74 85L76 84L75 82L73 83ZM92 84V85H91ZM105 84H109V87L110 88H108L107 89V87H106V85ZM144 84V85H143ZM170 85V87H171V89H170V87H169V85ZM220 84V85H219ZM238 84V85H237ZM45 87H44V86ZM48 85H49V88H48ZM70 85V84H69ZM90 87H89V86ZM126 85V86H125ZM146 85V86H145ZM149 85H151V86H149ZM157 85V86H156ZM165 85H167V87L165 86ZM180 85V86H179ZM192 85V86H191ZM194 85V86H193ZM198 85V86H197ZM204 87V85L206 86V88L204 87V89H203V87ZM216 86V88L218 87V86H221L222 88H223V86L224 87H226L225 89H227V90H225L224 88H223V90L224 91H226L225 93H224V91L222 90V88H220V87H218L217 89L215 88V86ZM234 85H235V87H236V85H237V87H236V89L234 88ZM248 85H252L251 87H249ZM88 86V87H87ZM108 86V85H107ZM147 86H149V87H147ZM163 86H164V88H163ZM182 86V87H181ZM186 86V87H185ZM211 86V87H210ZM239 86V87H238ZM263 86V87H262ZM53 87H55V88H53ZM98 87V86H97ZM130 87V86H129ZM153 87H157L156 89L155 88H153ZM160 89H159V88ZM174 87V88H173ZM177 87V88H176ZM180 87L182 88V89H180ZM188 87V88H187ZM201 87H202V89H201ZM208 87V88H207ZM213 87L216 89V90H214L213 89ZM228 87V88H227ZM247 87V88H246ZM44 88V89H43ZM47 88V89H46ZM52 88L53 89H55V91H51L52 90ZM111 88L113 89V90H115V91H112L111 90ZM149 88H151V89H153V90H151L152 91V94H151V91L149 90ZM168 88V89H167ZM186 88H187V90H186ZM210 88V89H209ZM231 88H233V89H235L236 90V92H238V94L235 92L234 94H232L231 92H233V89H231ZM243 89V91L241 90L240 91V89ZM245 88V89H244ZM251 88V89H250ZM43 89V90H42ZM46 89V90H45ZM57 89V90H56ZM131 89V88H130ZM129 89V90H130ZM164 90V92H162V90ZM170 89V90H169ZM172 89H173V91H175V90H178V89H180V91L182 92V90L184 91V92H180L179 90L178 91H176V92H172ZM175 89V90H174ZM193 89V90H192ZM205 89H207V90H205ZM208 89L211 91V93H213V94H211L210 93V91H208ZM232 91H231V90ZM238 89H239V91H238ZM88 90V89H87ZM106 90H108L109 91V93H105L106 92ZM155 90V91H154ZM164 94L165 93V95H163L162 96V94H159V96H161V98L158 96V92L159 93H161L160 91ZM168 90V91H170V93H171V95L169 96V94L166 92V91ZM201 90V91H200ZM218 90V91H217ZM221 90V91H220ZM229 90H230V92H229ZM234 90V91H235ZM247 90H248V92H247ZM250 90L252 91L251 92V94H250ZM57 91V92H56ZM107 91V92H108ZM206 91V92H205ZM227 91H228V93H227ZM258 91V92H257ZM59 92V93H58ZM111 92H112V94H111ZM129 93H131L132 92V90H130V91H128ZM141 92V93H140ZM146 92V93H145ZM149 92V94H147ZM155 92H157V93H155ZM177 92H179L178 94H177V96H176V93ZM187 92V93H186ZM205 93V95H203V96H199V95H202L201 93ZM216 92H218L217 93V95H216ZM245 92V93H244ZM253 92H255V93H253ZM102 93H101V95H102ZM181 93V94H180ZM189 93V94H188ZM192 93V94H191ZM207 93V94H206ZM208 93H210V95H211V97H210V95L208 94ZM220 93V94H219ZM224 94V96H223V94ZM229 93H231V94H229ZM240 93H242V96H241V94ZM247 93V94H246ZM248 93H249V95L251 96H249L248 95ZM257 93V94H256ZM262 93V94H261ZM141 94V95H140ZM146 94V95H145ZM154 94H156V95H154ZM167 94V95H166ZM198 94V95H197ZM227 94H229V95H227ZM235 94H237V95H235ZM55 95H58V96H55ZM149 95H151L152 97L150 98V96ZM182 95V96H181ZM184 95H186V96H184ZM206 95H209V96H207L206 97ZM212 95L214 96V98H212ZM215 95H216V98H215ZM222 95V96H221ZM248 95V96H247ZM259 97H257V96ZM260 95H261V97L262 98H260ZM32 96H34V95H32ZM36 96V95H35ZM34 96V97H35ZM111 96H113L112 98H111ZM115 96V97H114ZM119 96V97H118ZM142 96V97H141ZM145 96H147V98L145 97ZM155 96L157 97V98H159V99H156L155 98ZM169 96V97H168ZM174 96V97H173ZM205 96V97H204ZM218 96H220V97H218ZM226 96H228V97H226ZM231 96V97H230ZM234 96H236L237 97V99H235L236 97H234ZM244 96H245V98H244ZM256 98L257 97V99H254V97ZM102 97V96H101ZM112 99H110V98ZM139 97H140V100H139ZM165 97V99H163ZM175 97H177V102H175L176 100H175ZM179 97V98H178ZM183 97V98H182ZM201 97V98H200ZM210 97V98H209ZM222 97V98H221ZM233 97V98H232ZM241 97V98H240ZM253 97V98H252ZM59 98V99H58ZM103 99L105 98V97H102ZM105 98V99H106ZM116 98V99H115ZM145 98V99H144ZM152 100V101H154V102H151V104L152 103H155V104H153V105H151V104H149L150 103V99ZM152 98H154V100L152 99ZM166 98H168V100H166ZM172 98V99H171ZM203 98V99H202ZM211 98H212V100H211ZM218 98V99H217ZM230 98H231V100H230ZM239 98V99H238ZM243 98L245 99L244 101H243ZM247 98V99H246ZM118 99V100H117ZM123 99H125L126 100V102H124L125 100H123ZM161 99V100H160ZM171 99V100H170ZM175 101H174V100ZM180 99V100H179ZM181 99H182V101H181ZM188 101H190V102H188ZM190 99V100H189ZM217 99V100H216ZM221 101H220V100ZM235 99V100H234ZM252 99V100H251ZM127 100H128V103L129 104H125V103H127ZM149 100V101H148ZM158 100V102H156V101ZM160 100V101H159ZM173 100V101H172ZM183 100H185V101H183ZM201 100H203V102H201L200 103V101ZM225 100H226V103L224 104V102H225ZM228 100V101H227ZM242 101L241 103L240 102H238V101ZM247 100H250V101H247ZM256 100H258V102H259V105H256ZM59 101V102H58ZM96 101V100H95ZM137 101V102H136ZM149 103H148V102ZM167 101V102H166ZM170 101V102H169ZM194 101V103L192 104V102ZM196 101H198L197 103H196ZM213 101V102H212ZM215 101H216V103H217V105H216V103H215ZM218 101V102H217ZM235 101V102H234ZM254 101V102H253ZM139 102V103H138ZM161 102V103H160ZM162 102L165 104H162ZM175 102V103H174ZM180 102V103H179ZM186 103V105L184 104H182V103ZM260 102H261V105H260ZM63 103V102H62ZM61 103V104H62ZM124 103V104H123ZM162 105V107L163 108H165V109H163L162 107H161V105ZM170 103V104H169ZM171 103H173L172 105H171ZM179 103V104H178ZM205 103V104H204ZM213 103V104H212ZM229 103V104H228ZM230 103L232 104V105H230ZM238 103H239V105H238ZM251 103V104H250ZM86 104H85V107L87 108V106H86ZM138 104L139 105H142V108L141 107H139L138 106ZM145 104V105H144ZM181 104V105H180ZM189 104V105H188ZM190 104H192V105H190ZM195 104V105H194ZM201 104V105H200ZM206 105V107L204 106V105ZM241 104L244 106V105H246L247 107H249V108H246V110H247V112L248 113H246L245 111H243L242 110V106H241ZM251 106H249V105ZM263 104V105H262ZM118 105V104H117ZM131 105V106H130ZM143 105L145 106V107H143ZM154 105H155V107H154ZM156 105H157V107L158 108H156ZM170 105V106H169ZM179 105H180V107L181 108H179ZM183 105V106H182ZM199 106V107H197V108H195L194 106ZM223 105V106H222ZM236 105V106H235ZM238 105V106H237ZM254 105H255V107H254ZM16 106V105H15ZM15 106H13L12 108L13 109H17V107L15 108ZM132 106H133V108H134V110L135 111H139L140 113H138L139 115L137 116V118L139 119L138 120V122H140V120H142L141 121V123L142 124H137V125H141L140 127H143V129L142 128H138L139 126H136L135 125V123H137L136 121H137V118H136V115H137V112L135 113V111L133 110V108H132ZM146 106H148V107H146ZM160 106V107H159ZM164 106H166V107H164ZM173 106L175 107V108H173ZM178 106V107H177ZM185 106V107H184ZM201 106H203V107H201ZM213 107V110L211 111V109L212 108H210V107ZM220 107V109H217V107ZM229 106H231L232 108L235 106V108H233L234 109V111L231 109V107H230V110H229ZM239 106H240V108H239ZM253 106V107H252ZM257 106V107H256ZM258 106H260V108L258 107ZM35 107V106H34ZM37 107V108H36ZM35 108H33L34 109V113H36L35 115L36 116H39L40 115V113L42 112V113H44V111L42 110V111H40L41 109H39L40 107H38V106H36ZM60 107V108H59ZM119 107V106H118ZM117 107V108H118ZM139 107V108H138ZM170 107H172V109H174L175 111H176V107L177 108H179L180 109V111H181V109H183V108H185V110H187V109H189V107H192V108H190L189 110H187V111H185L184 109L180 112V111H176V115L177 116H175L174 118H172V116H171V112H170ZM183 107V108H182ZM201 107V108H200ZM150 108H152L154 111H150L149 109ZM166 108H168V110L166 109ZM209 108V109H208ZM214 108H216L215 110H214ZM223 108V109H222ZM252 108V109H251ZM255 108V109H254ZM145 109V110H144ZM162 110V112H160L161 110ZM179 109H177V110H179ZM195 109V110H194ZM202 109V110H201ZM241 109V110H240ZM248 109H250V110H248ZM259 109V110H258ZM35 110H37V111H35ZM98 111H99V109H97ZM164 110V111H163ZM200 110H201V112H200ZM221 110V111H220ZM252 110V111H251ZM255 110V111H254ZM260 110H262V111H260ZM14 111V110H13ZM61 111V110H60ZM101 111V110H100ZM143 111V112H142ZM144 111H148L147 113H148V115H147V113L145 112V114H144ZM150 111V112H149ZM159 111V112H158ZM168 111V114H170V115H168L166 112ZM184 111V112H183ZM197 111H199V112H197ZM260 113H259V112ZM58 112V113H57ZM91 112V114H89ZM141 112H142V116H141V118L139 117L140 116V114H141ZM153 112H155L154 114H153ZM159 113L158 115H159V117L158 116H155V115H157V113ZM185 112H187V114L185 113ZM188 112H193V113H189L188 114ZM197 112V113H196ZM219 112V113H218ZM245 112V113H244ZM251 112V113H250ZM257 112H258V114H262L261 115V117H260V115L258 116V114H257ZM41 113V114H42ZM54 113V114H53ZM93 113V114H92ZM151 113V114H150ZM165 114L166 116H160V114ZM179 113V114H178ZM181 113V114H180ZM182 113H183V115H184V118L185 119H183V115H182ZM212 113V114H211ZM221 113H222V115H223V117L221 116ZM116 114V116H118V119L121 121V125L122 126H120L119 125V120L118 119H116L115 117H114V115ZM117 114H119V115H117ZM126 114V115H127ZM143 114L144 115H147V116H149L150 117V115H152V117L151 118H149V117H147V116H143ZM150 114V115H149ZM197 114V115H196ZM217 114V115H216ZM230 114V115H229ZM238 114V115H237ZM244 114H246V115H244ZM251 114V115H250ZM257 114V115H256ZM90 115L92 116V117H90ZM188 115H190V117H192V118H190V117H188ZM199 115V116H198ZM224 115H226V116H224ZM235 115H237V116H235ZM104 116H105V118H104ZM155 116V117H154ZM171 116V117H170ZM179 116V117H178ZM182 117V119H181V117ZM186 116V117H185ZM198 116V117H197ZM235 118H234V117ZM240 116H241V118H240ZM244 116L246 117V118H244ZM255 116V117H254ZM256 116L258 117V118H256ZM104 118L105 119V121H108L107 123L106 122H104V119H99V118ZM113 117V118H112ZM121 119H120V118ZM131 117H133L132 119H131ZM144 117L146 118V119H144ZM161 117V118H160ZM197 117V118H196ZM215 117V118H214ZM217 117V118H216ZM233 117V118H232ZM259 117H260V119H259ZM264 117V116H263ZM44 118H46V117H44ZM95 118H96V120H95ZM116 122L117 121V123H118V125H119V129H120V127H121V131L118 133V131L117 132H114V129H118L117 127H118V125L116 126V124L114 123V121L112 120V119ZM154 118V119H153ZM167 118H169V120L167 119ZM172 118V119H171ZM177 118H178V121H177ZM186 118H187V120H186ZM207 118V119H206ZM210 118V119H209ZM224 118L225 119H227L226 121L224 120ZM243 118V119H242ZM98 119L100 120V121H98ZM106 119H108V120H106ZM136 119V120H135ZM149 119V120H148ZM152 119V120H151ZM163 119V120H162ZM192 119V120H191ZM218 119V120H217ZM235 119L236 120H239V119H241V120H243V122H244V119L246 120L244 123V126H240V125H237V124H235ZM88 119H86V120H82V123H86L87 124V126H88V121H87ZM112 120V121H111ZM135 120V122H133V121ZM151 120V121H150ZM164 120H167L168 121V123H167V121H164ZM175 120V122H173V121ZM182 120H183V122H182ZM184 120H185V122H184ZM189 120V121H188ZM197 120H198V122H197ZM234 120V121H233ZM85 121V122H84ZM98 121V122H97ZM119 121V122H118ZM128 121V122H127ZM154 121H157V122H154ZM166 122V123H164V122ZM196 121V122H195ZM258 121V122H257ZM42 122L43 123H45V120L43 119L42 120ZM97 124H96V123ZM99 122H100V124H101V126H100V124H99ZM111 123V125L110 124H108V123ZM128 124H127V123ZM129 122H130V124H129ZM188 122V123H187ZM193 124H192V123ZM104 123V124H103ZM106 123V124H105ZM131 123H133V124H131ZM149 123H151L150 125H149ZM157 123H158V125H159V123L160 124H163V125H159L160 126V128L158 127V125H157ZM175 123H176V125L177 126H175ZM178 123V124H177ZM187 125H186V124ZM228 123V124H227ZM254 123L256 124V125H254ZM96 124V125H95ZM99 124V125H98ZM127 124V125H126ZM152 124H156L155 126H157L156 128H155V126L153 125V127L151 126ZM169 124H170V126H169ZM181 124V125H180ZM246 124H247V126H246ZM259 124H261V125H259ZM84 125V124H83ZM106 125V126H105ZM111 126V128H110V126ZM129 125V126H128ZM133 125V126H132ZM146 126V128H145V126ZM190 125V126H189ZM197 125H199V126H197ZM217 127H216V126ZM236 125H237V127H236ZM102 126H103V128H102ZM109 126V127H108ZM127 126V127H126ZM147 126H149L148 128H147ZM162 126V127H161ZM192 126V127H191ZM196 126V127H195ZM238 126H239V128H238ZM248 126H250V128L248 127ZM256 126V127H255ZM258 126V127H257ZM261 126V128H259ZM106 127V128H105ZM114 127V128H113ZM123 127V128H122ZM126 127V128H125ZM129 127H130V130L132 129L131 127H133V131H135L134 132V135H133V133L132 132H130V134H129ZM178 127V128H177ZM188 127V128H187ZM221 127V128H220ZM241 127H242V129H241ZM249 128V130H248V128ZM100 128H102L101 130H100ZM111 129V130H109V129ZM126 130H125V129ZM158 128H159V130H158ZM164 128V129H163ZM170 128V129H169ZM173 128V129H172ZM175 128V129H174ZM189 129V130H187V129ZM191 128V129H190ZM245 128H247V129H245ZM263 128V129H262ZM103 129H105L106 131H108V132H110L111 134H114V135H112V137H111V134L109 133V135H110V137L108 136V132H105V130H103ZM108 129V130H107ZM123 129V130H122ZM143 130L144 132V135H143V133H141L140 131L141 130ZM165 129H166V131H165ZM193 129H197L196 131L195 130H193ZM198 129H200V131L198 130ZM203 129V130H202ZM257 129V130H256ZM125 130V134H123V132L122 131H124ZM140 130V131H139ZM155 130H157V131H155ZM160 130H162V131H160ZM173 130H176V131H173ZM183 130V131H182ZM242 130H244V131H242ZM101 131V132H100ZM116 131V130H115ZM138 131V133L139 134H142V135H139L138 133H136ZM147 131V132H146ZM159 131V133L161 134H159V133H157ZM169 131H170V133H169ZM186 131V132H185ZM191 131V132H190ZM199 131V132H198ZM203 131V132H202ZM215 131V132H214ZM246 131H249L247 134H246ZM251 131V132H250ZM257 132V134H256V132ZM259 131L261 132V134L259 133ZM113 132V133H112ZM162 132H163V134H162ZM165 132V133H164ZM182 132V133H181ZM132 133V134H131ZM136 133V134H135ZM168 133H169V135H168ZM204 133V134H203ZM259 133V134H258ZM118 134H120V137H118ZM122 134V135H121ZM138 134V135H137ZM146 134V135H145ZM158 134V135H157ZM165 134V135H164ZM171 134V135H170ZM178 134V135H177ZM190 134V135H189ZM199 134H200V136H199ZM109 137H107V136ZM124 135V136H123ZM126 135V136H125ZM154 135H155V137H154ZM177 135V136H176ZM181 135H183V137H181ZM198 135V136H197ZM204 135V136H203ZM249 137H248V136ZM254 135H256V137H254ZM123 136V137H122ZM138 136H141V138L140 137H138ZM145 136H146V139H145ZM148 136V137H147ZM168 136V137H167ZM171 136V139L169 138ZM173 136V137H172ZM176 136V138L177 139H175L174 137ZM204 137V139H203V137ZM220 136V137H219ZM240 136V137H239ZM241 136H242V138H241ZM107 137V138H106ZM126 137V138H125ZM138 137V138H137ZM146 140H144L143 141V138ZM164 137V138H163ZM195 137V138H194ZM199 137H200V139L202 140V141H199L200 139H199ZM130 138V139H131ZM136 138V139H135ZM162 138V139H161ZM173 138V139H172ZM180 140H179V139ZM250 138V139H249ZM258 138V139H257ZM262 138H263V140H262ZM102 139V138H101ZM104 139L102 140V141H104ZM139 139H141V140H139ZM166 139H168V140H166ZM183 139V140H182ZM196 139V140H195ZM244 139V140H243ZM137 140V141H136ZM169 140H171V141H169ZM173 140L176 142H174L173 143ZM222 140H223V142H222ZM137 143H136V142ZM141 141V142H140ZM150 141V142H149ZM219 141H221V143H218ZM139 142V143H138ZM142 142H144L143 144H142ZM147 142H149V143H147ZM178 142H179V144H178ZM180 142H181V144H180ZM197 142V143H196ZM206 142V143H205ZM208 142V143H207ZM215 142V143H214ZM147 143V144H146ZM158 143V144H157ZM204 143V146L202 145ZM140 144V145H139ZM144 144H145V147L146 148H148L149 150H147L145 147H143L144 146ZM148 144H151V147H149V145ZM209 144V145H208ZM212 144H216V146L214 145H212ZM217 144L219 145L220 144V146H222V145H226L225 147H220V146H218L217 147ZM222 144V145H221ZM257 144V145H256ZM259 144V145H258ZM177 145V146H176ZM180 145V146H179ZM181 145H183V147L181 148ZM200 145V146H199ZM202 145V146H201ZM208 145V146H207ZM243 145V146H242ZM84 146V145H83ZM148 146V147H147ZM179 146V147H178ZM188 146V147H187ZM86 147H89V146H84V148H85V152H86V155L88 156V157H90V158H88L87 156H84V157H82V155H79V156H81V158H84L83 160H87V161H89L92 157V160H90V162H94V163H97L98 161H104V162H109L110 164L111 163H114V160H115V156H112V154L113 155H115V153L114 152H112V151H106V155L108 156H106V157H103V156H105V155H103V154H105V152H102V153H98V149L96 148V147H94L93 149L94 150H92V148H91V146L89 147V148H86ZM93 147V146H92ZM199 147H202V148H199ZM214 147V148H213ZM215 147H217V148H215ZM249 147V148H248ZM155 148H156V150L158 149V151H156L155 150ZM177 148H179V149H177ZM208 148V149H207ZM213 148V149H212ZM226 148V149H225ZM261 148V149H260ZM182 149V150H181ZM184 149V150H183ZM202 149V150H201ZM209 149H212V150H214V151H212V153L214 152L215 153V151H216V153L214 154V160H215V162L216 163H218L217 165H220V164H223V165H225L226 167H228V172L230 173L229 175L228 174H225L224 172H223V170L222 169H219V168H212V167H209V168H207L208 170H211V171H207L208 173V175L209 176H217V177H215V178H220V177H222L223 175L224 176H227V178L226 177H222L221 178V180L222 181H224V182H226V184H230L231 182H232V178L234 179L233 180V182H236V183H238V184H241V185H244L245 186V188H247V189H249V191H250V193H252V197L250 196H247V195H241V197H240V194L239 195H235V196H232V197H230L228 194H226V196H225V193L223 192V191H218L217 189V187H214V186H212L211 184V186L215 189V188H217V189H215V191H214V189L212 188V187H209L208 186V184H209V182H208V180L204 177V176H202V175H200V172L198 171V170H196L195 169V171H194V168H191V169H187L186 167L187 166H185V165H187V164H184V163H187L188 161H190V159H191V161H201L200 163H202L203 164V162L204 163H207V162H209V161H207V153H208V151H209ZM228 149V150H227ZM178 150H180V151H178ZM187 151V153H185L184 151ZM207 152H206V151ZM218 150H220V151H218ZM88 151V152H87ZM224 151H225V153H224ZM226 151L229 153V151L231 152L230 154H228V153H226ZM235 151V152H234ZM238 151V152H237ZM245 151V152H244ZM254 151V152H253ZM91 152V153H90ZM151 153L150 155H149V153ZM153 152V153H152ZM155 152V153H154ZM237 152V153H236ZM261 152V153H260ZM88 153V154H87ZM93 153V154H92ZM109 153V154H108ZM205 153V154H204ZM219 153H220V155L222 156V158H221V156H218L219 155ZM222 153H224V154H222ZM234 153V154H233ZM242 154V155H240V154ZM99 154H102V155H99ZM110 154H111V156H110ZM149 155L150 156V158H147V157H149V156H147V155ZM155 154V155H154ZM227 154L230 156L231 154H233V155H231L230 157L229 156H227ZM246 154V155H245ZM85 155V154H84ZM130 155H132V154H130ZM178 155V156H177ZM184 155V156H183ZM188 155H189V157H188ZM225 155V156H224ZM235 155V156H234ZM252 155H253V157H252ZM97 156V157H96ZM129 156V155H128ZM133 156V160H132V157H128V159L130 160V158H131V160L133 161V162H135V160L137 161V155H135V157H134V155H132ZM146 156V157H145ZM151 156H153V157H151ZM155 156V157H154ZM181 156V157H180ZM218 158H217V157ZM234 158H233V157ZM96 157V158H95ZM101 157H103L102 159H101ZM160 157V158H159ZM176 157V158H175ZM180 157V158H179ZM187 157V158H186ZM224 157H226V158H224ZM88 158V159H87ZM111 158H114V160L112 159L111 160ZM135 158V159H134ZM152 158V159H151ZM154 158V159H153ZM186 158V159H185ZM189 158V159H188ZM195 158V159H194ZM197 158V159H196ZM223 158H224V160H223ZM229 158V159H228ZM238 158H240L239 160H238ZM245 160H244V159ZM246 158H247V160H246ZM249 158V159H248ZM96 159V160H95ZM108 160V161H105V160ZM205 159H206V162H205ZM225 159H226V161H225ZM241 159H243V162H242V160ZM257 159V160H256ZM151 160V161H150ZM159 160V161H158ZM181 160V161H180ZM186 160H188V161H186ZM204 160V161H203ZM232 160V161H231ZM235 160H238L239 162H236ZM250 162H249V161ZM252 160V161H251ZM255 160V161H254ZM181 162L180 164H179V162ZM203 161V162H202ZM161 162V163H160ZM252 162V163H251ZM158 163V164H157ZM167 163V164H166ZM175 163H178L177 165L179 166H177ZM227 165H226V164ZM238 164V168L239 169H237L236 168V166L235 167H233L232 168V166H234V165H232L231 166V164ZM161 164V165H160ZM177 166H175V165ZM182 164V165H181ZM156 165V166H155ZM173 165V166H172ZM185 167H184V166ZM182 166V167H181ZM159 167H161V168H159ZM230 167V168H229ZM257 167V168H256ZM259 167V168H258ZM189 168V167H188ZM233 169V171H231L232 169ZM169 170L168 172H167V170ZM182 169H184V171L182 170ZM193 169V170H192ZM171 170V171H170ZM181 170L183 171V172H181ZM189 170V171H188ZM191 170V171H190ZM236 172H235V171ZM260 170V171H259ZM163 171L162 172H158V173H161V174H163ZM222 171V172H221ZM231 171V172H230ZM237 171H239V172H237ZM243 171V172H242ZM252 171H253V173H252ZM167 172V173H166ZM169 172H170V174H169ZM175 172H177V173H175ZM188 172V173H187ZM198 172V173H197ZM214 172V173H213ZM217 172H218V174L220 175V177H218L219 175L217 174ZM233 172V173H232ZM240 172H242V173H240ZM245 172V173H244ZM248 172V173H247ZM235 173H238V174H236L235 175ZM240 173V174H239ZM175 174V175H174ZM177 174V175H176ZM178 174H179V176H178ZM199 174V175H198ZM212 174V175H211ZM242 174V175H241ZM247 174V175H246ZM235 175V177H233ZM238 175V176H237ZM244 175V176H243ZM202 178H200V177ZM245 177L244 179H243V177ZM252 176V177H251ZM181 177V178H180ZM184 177V178H183ZM229 177V178H228ZM232 177V178H231ZM258 178V180H257V178ZM224 178V179H223ZM226 178V179H225ZM231 178V179H230ZM241 180H239V179ZM247 178V179H246ZM237 181H236V180ZM256 179V180H255ZM201 180V181H200ZM205 181V183H204V181ZM239 180V181H238ZM1 181V180H0ZM203 181V182H202ZM1 182H3V181H1ZM0 182V185L2 184ZM202 183H204L205 185H202ZM3 184H4V182H3ZM232 184H235V183H232ZM209 187V188H208ZM205 188H206V190H205ZM212 190H211V189ZM250 188H252V189H250ZM209 189V190H208ZM210 191V192H209ZM252 191H254V192H252ZM257 191V192H256ZM259 191V192H258ZM221 192V193H220ZM215 193V194H214ZM256 195H255V194ZM259 193V194H258ZM224 194V195H223ZM258 194V195H257ZM261 195H262V199H261ZM238 198H237V197ZM244 196H247V197H245L244 198ZM258 196V197H257ZM260 196V197H259ZM223 197H225L224 199H223ZM229 197V198H228ZM243 197V198H242ZM249 197V198H248ZM6 198V197H5ZM4 197H2V196H0V229H1V231H0V241H2V242H0L1 244H3V246L2 245H0L1 246V249H0V258L1 259H4L5 261L3 262L2 260H1V264H7V263H12L13 261V263H16L17 262V264H19V263H21V264H25V262L27 263V264H31L30 262L28 263L27 261H24V262H21V260L19 261V252H17L18 250H20V249H22L23 251L24 250H26L27 248H25V244L23 245V246H21V245H19V241L20 240H22L23 238L25 239L26 237H28L29 236V234H20L19 232H17V229L15 230V228L11 225V223L9 224V220L12 222V221H14V224L15 225H17V226H24V223L25 224H27L26 223V218H27V221H28V216H26L25 215V213L19 208H17V206H16V204L15 203H12L10 200H8L7 198V200L5 199ZM226 198H228L227 200H226ZM251 198H252V200H253V202L251 201ZM236 199H238V200H236ZM250 201H249V200ZM261 199V200H260ZM229 200H231V201H229ZM243 200V201H242ZM249 201V202H247L246 203V206H243V202L245 203V201ZM8 202V203H7ZM238 202H240V203H238ZM259 202V203H258ZM263 202V203H262ZM10 203V204H9ZM232 203V204H231ZM238 203V204H237ZM249 203V204H248ZM242 204V205H241ZM251 204V205H250ZM256 204V205H255ZM259 204V205H258ZM241 207H240V206ZM250 205V206H249ZM261 205L263 206V207H261ZM16 206V207H15ZM255 206H256V209H255ZM260 206V207H259ZM243 207V208H242ZM246 207V208H245ZM252 207V208H251ZM254 207V208H253ZM258 207H259V209H258ZM241 208V209H240ZM248 208V209H247ZM243 209V210H242ZM244 209H246L248 212H246V210H244ZM255 210V211H253L252 212V210ZM257 209H258V211H257ZM19 212H22V213H19ZM243 212V213H242ZM246 212V213H245ZM249 212H252V214H254V215H251V213H249ZM259 214H258V213ZM240 213H241V215H240ZM248 213V214H247ZM261 213H263V214H261ZM24 214V215H23ZM193 214H196L195 216H197V217H195ZM209 214V215H208ZM249 214H250V216H249ZM193 215V216H192ZM217 217H215V216ZM218 215H220V216H218ZM258 215H260L259 217H257ZM21 216V217H20ZM246 216H249L248 218H246ZM251 216H255V218L256 219H254V218H252ZM209 217L211 218V219H209ZM213 217V218H212ZM215 217V218H214ZM223 217H225L224 218V220H222L223 219ZM235 217V218H234ZM194 218H197V219H194ZM208 220H207V219ZM228 218V219H227ZM229 218H230V220H229ZM22 219H24V220H22ZM213 219L215 220V222L213 221ZM241 219V220H240ZM249 219H252V220H249ZM254 219V220H253ZM259 219V220H258ZM212 220V221H211ZM219 220H220V222H219ZM229 220V221H228ZM246 220V221H245ZM24 221V222H23ZM197 221V222H196ZM217 221V222H216ZM223 221V222H222ZM228 221V222H227ZM240 221V222H239ZM242 221H244V222H242ZM5 222V223H4ZM17 222V223H16ZM200 222V223H199ZM202 222H204V223H202ZM210 224H209V223ZM219 222V223H218ZM240 224H239V223ZM2 223V224H1ZM13 223V222H12ZM21 225H20V224ZM77 224H79L78 222H76ZM81 223V222H80ZM231 223V224H230ZM234 223V224H233ZM243 223V224H242ZM81 224H83V223H81ZM81 224H79V225H81ZM219 224V225H220ZM239 224V225H238ZM246 224V225H245ZM247 224H248V226H247ZM3 225V226H2ZM8 225H10V226H8ZM84 225V224H83ZM236 225H238V226H236ZM242 225V226H241ZM245 225V226H244ZM7 226V227H6ZM236 226V227H235ZM250 226H252V227H250ZM263 227V229H261L262 227ZM203 227V228H202ZM211 227V228H210ZM223 227V226H222ZM248 227H250V228H248ZM261 227V228H260ZM208 228V229H207ZM224 228V227H223ZM260 228V230H258V233H255V232H257V230L256 229H259ZM202 229V230H201ZM205 229V230H204ZM253 229V233H252V230ZM255 229V230H254ZM15 230V231H14ZM219 230V229H218ZM222 230V229H221ZM262 230V231H261ZM214 231V232H215ZM255 231V232H254ZM259 231H261V232H259ZM212 232V231H211ZM244 232H247L248 233V231L247 230H245ZM6 235V236H5ZM186 234H182V235H180L181 237H179V238H184V237H186L185 236ZM45 236V235H44ZM47 236V235H46ZM261 236H262V238H261ZM264 234H259L258 235V237L257 238H259V239H263L264 240ZM21 237V238H20ZM47 237H49V235L47 236ZM7 238V239H6ZM11 238V239H10ZM23 239V240H24ZM127 239H129L130 240V238H127ZM12 240V241H11ZM100 240H101V242H100ZM99 240V243L98 244H95L96 245V247H98V248H96L95 247V245L94 246H92V245H90L91 243H88L89 245H87L86 243V245H85V250H84V246H83V248L80 250V253L79 252H77V253H75L74 252V254H73V252H71L70 250H72V251H74L73 249H69L68 251H67V257H66V254H65V261H69V260H71V261H69L70 263L71 262H73V261H77V263L76 264H80V263H82V264H100V263H107L108 261H105V260H107V259H110L109 257L112 255V254H114V252H113V248H112V246L105 240L104 241V239L102 240V239H100ZM5 241V242H4ZM7 241V242H6ZM9 241V242H8ZM17 242V243H16ZM21 242H23V241H21ZM104 242H106V243H104ZM7 243V244H6ZM11 243V244H10ZM12 243H13V245H12ZM104 243V244H103ZM99 244H101V245H99ZM106 244H107V246H106ZM109 244V245H108ZM17 245V247H15L17 250L15 251V248L14 247H12V246H16ZM19 245V246H18ZM103 245V246H102ZM8 246V247H7ZM21 246V248H19ZM49 246H53V245H49ZM48 246V247H49ZM91 246H92V248H91ZM101 246V248H99ZM106 246V247H105ZM4 247V248H3ZM13 249H12V248ZM23 247V248H22ZM103 247V248H102ZM166 248L167 246H164L163 244L162 245H160V247H158V248H156V249H153V250H155V251H158V250H161V249H163V248ZM52 248H54V249H52ZM87 248H88V250H87ZM96 248V249H95ZM107 248H108V250H107ZM3 249H5V250H3ZM8 249V250H7ZM11 249H12V251H11ZM58 248L56 247V249H55V247L53 246V247H51V248H49V249H44V253H43V250H39V252L38 253H36L35 251H37L38 249H32V251H31V249H28V254H33L34 253V255H39V254H45V255H50V256H52V258H50V259H52V261H54V262H56L55 260H53L55 257H56V260H57V255H59V250H57ZM90 249H92V250H90ZM113 249V250H112ZM158 249V250H157ZM55 250V251H54ZM96 250V251H95ZM2 251V252H1ZM9 251H11V252H9ZM50 251H52V252H50ZM70 251V252H69ZM89 253H87V252ZM98 251V252H97ZM100 251V252H99ZM101 251H103V252H101ZM108 251V252H107ZM112 251V252H111ZM16 252H17V254H16ZM32 252V253H31ZM42 252V253H41ZM82 252V253H81ZM84 252H85V256L84 255H82L81 257H80V254H84ZM94 252V253H93ZM106 252V253H105ZM109 252H110V255H109ZM69 253H71V254H69ZM5 254V255H4ZM8 254V255H7ZM76 254V255H75ZM77 254H79V255H77ZM91 254V255H90ZM100 254H103V255H100ZM68 255H69V257H68ZM71 255H72V257H71ZM73 255H75V257L73 256ZM93 255V256H92ZM106 255H107V259H106ZM109 255V256H108ZM79 256V257H78ZM103 256V257H102ZM4 257V258H3ZM9 257V258H8ZM39 257H41V256H39ZM78 257V259H75V258H77ZM92 257H94V258H92ZM104 258V259H102V258ZM6 258H8V259H6ZM66 258H68L67 260H66ZM70 258H72V259H70ZM86 259L87 258V260H89V261H86V260H82V259ZM97 258H98V260H97ZM74 259V260H73ZM80 259H81V262L80 263H78L79 261H80ZM100 259H102V260H100ZM10 260V261H9ZM90 260L92 261V263L90 262ZM19 261V262H18ZM58 261V260H57ZM95 261H97V262H95ZM101 261V262H100ZM7 262V263H6ZM54 262H47L48 264H53ZM59 262V261H58ZM264 262V261H263ZM12 263V264H13ZM43 264V263H40V262H36V261H33L32 262V264ZM47 263H44V264H47ZM56 264H58V263H56ZM264 264V263H263Z\"/></svg>",
    "mask_w": 264,
    "mask_h": 264
}]
</instances>
